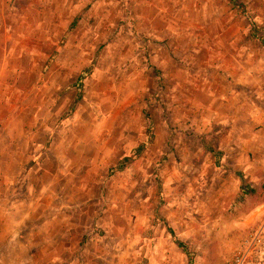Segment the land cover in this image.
Instances as JSON below:
<instances>
[{
	"label": "rangeland",
	"instance_id": "1",
	"mask_svg": "<svg viewBox=\"0 0 264 264\" xmlns=\"http://www.w3.org/2000/svg\"><path fill=\"white\" fill-rule=\"evenodd\" d=\"M231 25L264 57V0H0V221L34 247L0 264H188L169 228L231 264L264 210V161L223 162L201 107Z\"/></svg>",
	"mask_w": 264,
	"mask_h": 264
},
{
	"label": "crops",
	"instance_id": "2",
	"mask_svg": "<svg viewBox=\"0 0 264 264\" xmlns=\"http://www.w3.org/2000/svg\"><path fill=\"white\" fill-rule=\"evenodd\" d=\"M228 29L233 35L218 41L223 46L218 48L221 61L216 66L219 68L217 79L209 76L201 85V107L206 127L213 128L214 124L212 136L216 138L215 147L223 152V162L239 170L241 160L247 158L249 164H243L247 170L254 168L257 161H264V57L257 62L253 61L257 58L252 57L249 58L251 62L243 61L239 29L236 25ZM247 34L250 36L249 28ZM253 40L258 41L257 38ZM2 215L0 195V217ZM27 220H31L28 215L16 222L0 221V250L12 249L20 256L31 255L34 247L22 227Z\"/></svg>",
	"mask_w": 264,
	"mask_h": 264
},
{
	"label": "built area",
	"instance_id": "3",
	"mask_svg": "<svg viewBox=\"0 0 264 264\" xmlns=\"http://www.w3.org/2000/svg\"><path fill=\"white\" fill-rule=\"evenodd\" d=\"M231 264H264V210L236 250Z\"/></svg>",
	"mask_w": 264,
	"mask_h": 264
},
{
	"label": "trees",
	"instance_id": "4",
	"mask_svg": "<svg viewBox=\"0 0 264 264\" xmlns=\"http://www.w3.org/2000/svg\"><path fill=\"white\" fill-rule=\"evenodd\" d=\"M250 27H251L250 35H251L252 37H254V35L252 34V31H254L253 29L255 28V24H254L252 21L250 22ZM76 84H77V87H78V88L81 87V85H82V77H78V79H77V81H76ZM148 119H149L148 131L150 132L151 129H152V121H151L150 117H148ZM207 149H208L209 151H211L212 154L215 156V161H214L215 164H218V162H219V161H218V157H219V155H220L221 153H220L219 151H215L212 147H207ZM125 160H128V157H126ZM121 166H123L122 163H120L119 167H121ZM251 190H253V189H251ZM251 190H250V191H251ZM245 191H246V187L244 186V187L241 188V193L244 194V193H246ZM168 230H169V232H170V234H171V237H172L173 242H174L179 248H181V249L187 254V257H188V264H192V256H190V254L188 253V251H187V249H186V246H185L184 242H182L181 240H179V239L174 235L172 229L169 228Z\"/></svg>",
	"mask_w": 264,
	"mask_h": 264
}]
</instances>
